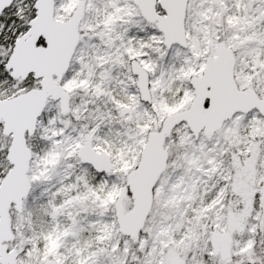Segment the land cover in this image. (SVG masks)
<instances>
[{"label": "snow or ice", "instance_id": "1", "mask_svg": "<svg viewBox=\"0 0 264 264\" xmlns=\"http://www.w3.org/2000/svg\"><path fill=\"white\" fill-rule=\"evenodd\" d=\"M0 264H264V0H0Z\"/></svg>", "mask_w": 264, "mask_h": 264}]
</instances>
